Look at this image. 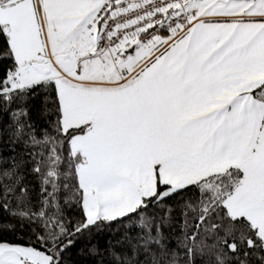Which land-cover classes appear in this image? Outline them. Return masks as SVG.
<instances>
[{
    "label": "snow or ice",
    "instance_id": "6c2138e0",
    "mask_svg": "<svg viewBox=\"0 0 264 264\" xmlns=\"http://www.w3.org/2000/svg\"><path fill=\"white\" fill-rule=\"evenodd\" d=\"M4 142L0 264H264V0H0Z\"/></svg>",
    "mask_w": 264,
    "mask_h": 264
},
{
    "label": "trees",
    "instance_id": "16d2710c",
    "mask_svg": "<svg viewBox=\"0 0 264 264\" xmlns=\"http://www.w3.org/2000/svg\"><path fill=\"white\" fill-rule=\"evenodd\" d=\"M29 109L31 110V120L35 124L36 128L42 129L48 124V116L47 113L43 111L44 105L42 102V97L37 96L35 99L31 100L28 105ZM39 148H36L35 151H39ZM15 156L16 159L19 161L21 159H27V153L21 146H17L14 150L10 147V145L7 142L0 143V156H2L4 159H8L11 156ZM31 165H28L27 168H22L21 172L24 174V184L28 187L29 195L32 199V202L35 203L40 196V184L38 181V178L30 173ZM172 203V202H169ZM71 217L73 219L77 218L79 215V209L74 208L72 209V212L70 213ZM0 218H7V214L3 213L2 210H0ZM176 223L178 227H182V224L180 223L179 218L176 220ZM174 231L178 230L174 229ZM109 240L107 233H101L100 235L96 236L94 239V243H98L101 248L105 246L106 241ZM84 247V242L81 241L76 245V247L72 250V252L69 254L71 256V261L69 264H92V261L90 258L87 257L86 254L81 255L80 249Z\"/></svg>",
    "mask_w": 264,
    "mask_h": 264
}]
</instances>
